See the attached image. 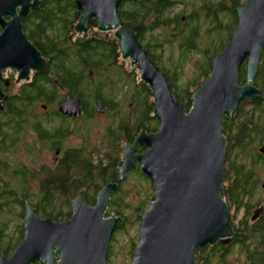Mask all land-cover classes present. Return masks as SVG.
<instances>
[{
  "label": "water",
  "instance_id": "95a60500",
  "mask_svg": "<svg viewBox=\"0 0 264 264\" xmlns=\"http://www.w3.org/2000/svg\"><path fill=\"white\" fill-rule=\"evenodd\" d=\"M33 1L0 0V70L14 67L23 79H29L31 68L40 71L44 66L19 22L32 11H40L41 2ZM73 1L80 13L75 32L87 33L93 19L97 31L113 32L122 57L129 58L141 80L151 87L153 117L159 127L155 133L140 132L132 146L123 143L117 181L97 193L94 206L77 197L70 203L71 218L60 223L39 218L27 204L23 241L10 257L0 252V264H109L112 237L122 221L114 215L105 218V213L112 193L137 168L150 181L154 200L139 217L131 264H195L198 250L217 242L226 244L232 235L228 205L221 196L226 148L222 123L224 118L233 119L246 98L262 96L253 80L264 48V0H245L234 10L238 25L212 59L211 72L192 96L188 112L135 34L121 27L117 9L122 0ZM17 7H21L18 16ZM5 15L12 20H3ZM246 58V84L239 85V69ZM0 83L6 85L1 75ZM5 97L0 92V100ZM61 111L77 116V99H68ZM136 146L146 151L135 155Z\"/></svg>",
  "mask_w": 264,
  "mask_h": 264
},
{
  "label": "trees",
  "instance_id": "16d2710c",
  "mask_svg": "<svg viewBox=\"0 0 264 264\" xmlns=\"http://www.w3.org/2000/svg\"><path fill=\"white\" fill-rule=\"evenodd\" d=\"M40 1L41 5L38 8L40 11L32 13L30 15L31 18L29 19V21L27 20L23 22V30L27 34L28 39L34 45L35 49H48L51 52L48 56L50 57L51 61L49 64L50 70L51 72L54 71L56 75L60 77V81L62 82L63 86L67 87L68 90L72 91L73 93H78L77 91H79L81 88H84L85 95H87V98L85 99L89 108L87 117L91 118L94 115L95 111V101L99 99L98 87L90 83V85L87 84V90L83 86V73H81L80 65L85 63L86 67L90 69L101 65L105 60L110 61L111 59L112 61H114L115 56L117 54L119 56L120 54L118 41L109 33L97 31V22L94 19L90 22L88 33L86 35L75 32L74 27L80 18V13L79 11H77L73 0ZM243 1L245 0H219V3H215V5L211 4L212 6H210L206 11L207 16L205 17L210 19L211 14L215 16V14L220 11H228L230 16L229 23L225 25L223 29H220V25L216 29V33L222 31L226 34V41L238 25V19L234 14V10L241 7L244 3ZM241 2L243 3L241 4ZM174 6L175 2L173 0H122L117 9V16L120 21L121 27H124L133 32L137 37L138 42L141 43L143 49H147L149 58H151L155 66L159 68V70L167 78L175 98L182 105L184 111L188 112L192 105V96L201 84L196 85L194 91H189V87L191 85H195L197 82H199V80H201L199 79L201 73L204 78L208 77L211 61L214 57H216V55L219 54L220 51H222L225 43L220 44V46L218 45L214 48V56L212 53V55L208 57V50L210 49H205L202 54L205 55L207 59H204L203 64L197 70L200 75H197L192 80H189L185 85V88L183 87L179 89L178 84L176 85V83L178 82V80H180V73H183V65L181 63L177 64L176 62L172 61L171 65L173 66V69L171 67L168 68L166 67V65L163 66L161 60L159 59V56L154 54L155 52L162 50L164 48V45H172L171 43L174 42V44L180 45L179 49H177L180 53L184 52V54H186L190 49H197V47L195 46V39L198 35L201 19L200 17H195V15L193 17L191 16L190 18H186V25L190 24V27L188 26V28L187 26H185L184 29H182L181 27L179 28V25H181L180 21L182 15L174 12ZM215 6L216 11L214 13L212 12L211 8ZM158 29H160V31H165V36H161L162 39H160V35H156L154 33ZM167 31L171 32V36L168 38H166ZM148 34H150V36L148 37L146 42H144V39L147 38ZM242 68L243 67H240L238 74L239 85H241V83L243 82L245 83V81H243L245 80V78L243 77H245L246 71ZM254 81L257 85L256 87L261 89L260 91L262 92V96L260 98L248 97L244 101H242L238 105L235 112L237 114V118H242V116L244 118L247 117L246 120L264 118V114L258 115L262 111L264 112V108L261 106V101H264V66L257 67V73ZM135 82L134 96L132 97V101H134L135 103L134 110L137 112L133 117L129 118L127 116L128 121L125 122V125L124 123H120L118 130L119 143H117L116 138H112L111 134L109 135L111 150L113 151L118 148L116 158H110L108 161H104L100 157L99 153V157L97 156L95 159H93L91 156V152L89 151L86 159V156H84V154H82L80 150H73L71 152L70 168L72 169L71 171H75L77 175H70V196L64 198V203H67L68 206L69 203H71V201L74 200L75 197H77V195L81 196L87 205H94V199L97 193L106 184H109L113 181L112 179L115 176L113 173L120 156L119 144L122 140L125 139L124 135L120 131L123 127L125 129L127 128V126L131 127V136L128 140L130 144H133L135 137L140 132L144 131L147 134H150L155 133L158 130V122L153 117L154 102L152 89L144 83H137V79L135 80ZM82 94H84V92ZM244 107L250 108V111H243ZM252 111H256L257 114L253 115ZM226 119L227 118H224L223 121L225 123H222V133L225 139H227L225 143V162L229 158L230 154L231 156H233L232 153L235 154V157L240 156L258 158L256 150L253 147V139H247L248 134L253 131L251 128L249 129L248 126H253L255 131H258V126L255 127V125H252L253 122L251 124L250 121H248L246 126L245 124L238 125V128H235L233 130V132L237 133L231 136V130L229 126H227ZM259 135H263L264 137V133L262 132L261 134L259 133ZM127 137H129V135ZM245 141H249L250 147L243 143ZM262 141L264 140H259L258 143H260L261 145ZM145 151V147L136 146V151L134 153L139 154L140 152L144 153ZM231 167L233 169L238 168L242 170L241 168L235 166V164H232ZM134 173L141 182H145L146 184H148L149 189H152L150 181L145 177V175L140 172L138 168ZM224 182L222 184L221 196L223 197L225 202L228 204L230 200V204H232L233 206H235V204L240 205L242 202V198H238L237 193H229L227 190L228 187L225 188L224 186ZM56 184L63 188V183L56 182ZM118 186L114 191V194L112 193L113 196L111 195L110 198V210H112L113 214L106 213V217L114 215L117 218H121L122 224L118 231H122V227H124V225L127 223V219H124L121 215L122 211L129 206V202H127V197H125L128 195V193H124L123 195L118 196L122 187L120 186L119 188ZM148 196L149 194H146L145 199H143V201L145 202H140V205L134 208V212L136 213V217L138 218V220L140 215L145 212L142 210L143 205L145 203L149 205L154 200V195H150V201L147 200ZM54 201V197H49L43 194L40 195L36 203L31 202L29 200V197H17L14 195H8L6 198L0 197V212L7 213V207H10L9 209L11 210L16 206L20 209L18 214H21V218L24 219L25 207L28 204L36 211V214L41 218H57L59 216V212L54 213L52 208H50L53 205ZM3 205L6 206V209L4 211L1 210V206ZM67 216L69 217L70 213H68ZM260 225L264 226V221H262ZM22 227L19 225L17 231L13 235H7L9 237V240H6L8 242H6L5 244V249H2L4 245H0V252L4 256L7 253H13L17 246L23 241ZM136 245L137 243L133 244L132 256ZM262 247L264 248V244L262 245ZM231 248L230 245L222 247L221 245L216 244L211 248L198 250L196 263L227 264L226 258L229 257ZM238 248L241 254L246 255L245 260H248V262L250 261L249 264L264 263L258 259V248L254 249L253 252L251 251V249H249L248 245H239ZM216 260H218V262Z\"/></svg>",
  "mask_w": 264,
  "mask_h": 264
},
{
  "label": "flooded vegetation",
  "instance_id": "af4514ba",
  "mask_svg": "<svg viewBox=\"0 0 264 264\" xmlns=\"http://www.w3.org/2000/svg\"><path fill=\"white\" fill-rule=\"evenodd\" d=\"M30 1L33 4L34 1ZM38 1L41 2L40 0ZM40 5L41 3L38 5V8ZM20 8H16V16L19 15ZM35 12L37 10L29 13L26 18H20L19 21L22 33L30 43L31 41L23 30V22L29 21L30 15ZM2 19L9 22L12 20V17L5 15ZM183 19L184 17L181 18V20ZM208 19L211 21L210 18ZM2 33L3 30L0 26V36ZM87 33L82 34L86 35ZM32 46L34 47L33 44ZM35 50L44 61V66L40 71L31 68L28 74L29 79L20 78V71L14 67H6L0 70L1 80L6 81V85L0 83V92L6 96L0 100V197L6 198L8 195L31 197L36 193V195L43 194L49 197L62 198L60 207L53 210L54 213L59 212V216L57 218H48L53 222L61 223L71 218L70 203L69 206L67 203H64V198L70 196V175H77L70 168L71 152L73 150H80L87 159L88 152L90 151L86 148L87 127L88 125L89 127H93L92 122L105 117L110 121L106 127L108 129L105 132V138L107 137L108 140L106 139L107 142L104 146L90 151L91 156L95 159L97 156L99 157L100 153V157L104 161L116 158L118 148L113 151L111 150L109 135L111 134L112 138H116L117 143H119L118 130L120 123L126 124L124 121L118 119L120 107L116 102H120L122 97L132 98L134 96L137 73V83L144 82L141 80L136 66L131 64L129 58L124 59L121 53L119 56L118 54L115 56L114 61L111 59L110 61L105 60L101 65L94 68L89 69L85 63L81 64L83 86L87 90V84L90 85V83L98 87L99 99L95 101L94 115L88 118L87 112L89 108L85 99L87 95H85L84 88H81V91H77L78 93L68 90L67 87L63 86L60 77L50 70L49 64L51 61L48 56L51 52L48 49ZM144 50L148 55L147 49ZM263 53L264 51L262 50L260 59L264 55ZM154 55H157V52ZM120 58L123 61L120 62ZM127 59L129 60L128 68L125 67ZM244 63L245 65L247 64V59ZM115 85L120 86L118 90L114 89ZM254 86L256 87L257 85L255 84ZM83 92L84 94H82ZM68 99H77L79 105V114L77 116L73 113L61 111V106ZM261 102V106L264 108V101ZM98 103L102 108V112H98L97 110L99 108ZM262 112L258 115L264 114ZM252 114L256 115L257 112L252 111ZM131 115L133 114H129L128 117H132ZM236 115L235 113L232 120L226 119L227 126L231 130V136L237 133L233 132V130L238 128V125L245 124L246 126L248 121L251 124L253 122L252 125H255V127L259 123L264 124V120L259 118L246 120L243 116L242 118H237ZM248 128L253 130L248 134V138L246 137L248 140L253 139L254 143L255 141L258 143L259 140H264L263 135L255 134L256 131L253 126L249 125ZM130 130V126H127L126 129L123 127L120 130L125 139L119 144L120 156L113 173L115 176L111 183H116L118 178L117 167L121 160L123 143L126 142L131 146L133 145L128 142L131 136ZM128 135L129 137H127ZM74 137L81 139V141L77 146L73 147L71 143ZM243 143L249 146V141ZM261 143V145L258 143L253 146L258 158L235 157V154L232 153L234 157L230 154L226 160L227 168L225 171L226 177L224 176V186L225 188L228 187L229 193H237L238 198H242V202L240 205L235 204L233 206L229 200L227 205L232 235L229 236L230 240L228 243L222 244L221 242H217L216 244L222 247L230 245V248L238 247L239 245H253L252 252L258 248V259L264 262V248L262 247L264 244V226L260 225L264 221V179H260L259 176V171H264V141ZM134 150H136V147ZM42 153L46 155L40 158V154ZM134 154L136 155L137 153ZM23 156L28 159H21ZM232 164H235V166L242 170L238 168L233 169L231 167ZM127 177H129V174ZM56 182L63 183V188L56 184ZM120 186L122 184L118 187L120 188ZM77 197L81 196L77 195ZM257 197L258 199L253 201V198ZM5 209V205L1 206L2 211ZM235 212H237L236 215L241 214L238 220H236ZM68 213H70L69 217L67 216ZM42 219L44 218L42 217ZM6 220L0 221V239L2 237L6 239L7 234L4 232L6 230ZM214 245L207 246L201 250L211 248ZM245 257L246 255L244 254ZM216 261L218 262V260ZM249 262L248 260H244L242 264H249Z\"/></svg>",
  "mask_w": 264,
  "mask_h": 264
},
{
  "label": "rangeland",
  "instance_id": "374dc122",
  "mask_svg": "<svg viewBox=\"0 0 264 264\" xmlns=\"http://www.w3.org/2000/svg\"><path fill=\"white\" fill-rule=\"evenodd\" d=\"M173 1L175 2V6L173 7L174 12L181 14L182 17H184V19L180 21L181 25H179V28L181 27L182 29H184L185 26L190 27V24L186 25V21H187L186 18H190L191 16L193 17L195 15V17H200L201 19L198 35L195 39V46L197 47V49H190L186 54H184V52L180 53L177 50L179 49L180 45L179 44L176 45L174 44L175 43L174 42V43H171L172 45H169V44L164 45V48L162 50L157 51V55L159 56V59L161 60V63L163 66L166 65V67L168 68L171 67L173 69V66L171 65L172 61L176 62L177 64L181 63L183 65V68H182L183 73L182 74L180 73L181 75L180 80H178V82L176 83V85L178 84L179 89H181L183 87L185 88V85L187 84L189 80H192L197 75L198 76L200 75L197 70L203 64L204 59H207V57L203 55L202 52L205 49H210L208 50V54H209L208 57H210L212 53L214 56V53H215L214 48L217 47L218 45L220 46V44L227 43L229 38L226 41L225 39L226 34L222 31L216 33V29L219 27V25L221 27L220 29H223V27L229 23L230 16H229L228 11L224 10V11H220L216 13L215 16L211 14V21H209V19L205 17L207 16V12H206L207 9L210 6H212L211 4L215 5V3H219V0H217V2L216 0H173ZM243 2H241V4ZM211 10L212 12L215 13L216 6L212 7ZM154 33L156 35H160V39H162L161 36L163 37L165 36V31H160V29H158ZM170 33L171 32L167 31L166 38L171 36ZM109 34L112 35L113 37V32H110ZM149 36L150 34H148L147 38H145L144 40H147ZM180 38H181V35H180ZM121 61H123L122 58H120V62ZM258 63H260L259 67L264 66V55H262V58L259 60ZM125 64H126L125 67L128 68L129 66L128 59L125 61ZM241 66L243 67L242 69H245L246 71V65L244 62H243V65ZM210 72L211 70L209 69V74ZM136 75H137L136 79L138 81V73ZM245 77H246V74H245ZM199 79H201L199 80V82L189 87V91H194L195 86L198 84L202 85L207 78L206 77L204 78V76H202V73H201V76H199ZM254 80H253V84H255ZM244 84L246 83L244 82L241 83V85H244ZM119 87L120 86L115 85L114 89L118 90ZM116 103L120 107V114H119L118 119H120L121 121L127 122L128 121L127 116L129 114L132 113L133 115L131 116L132 117L135 116V113L137 111L134 110L135 103L134 101H132V98L122 97V100ZM247 110L250 111V108H246V107L243 108V111H247ZM245 119H247V117H245ZM261 120H264V118H262ZM94 123H97V124H94ZM109 123L110 121L107 120L105 117H103L99 120H96L95 122H92L93 127H89L88 125L87 138H86L88 150L92 151L93 149H96L98 147L105 145V143L108 140L107 137L105 138V132L108 129L106 127ZM257 130L258 131H256L255 133L256 135L259 133L261 134V132L264 133V125H262V123H259ZM80 141L81 139L74 137L72 138L71 144L74 147V146H77V144H79ZM257 144H258L257 141H255L254 145H257ZM142 153L143 152H141L140 154ZM45 155H46L45 153L40 154V158L45 157ZM242 158H246V157H242ZM21 159L27 160L28 158H24L23 156ZM225 165H226V162L224 163V170L226 171L227 165L226 166ZM134 172L135 171L129 173V177H127L126 180L123 181V183H121L122 192L120 191L118 196L123 195L124 193H128V195L126 194L127 196L125 197H127L126 200L127 202H129V206L122 211V215H121L123 216L124 219L125 218L127 219L126 221L127 223L124 225V227H122L123 228L122 231L115 232L112 237L110 251H109V258H108L109 264H131L132 263V247L134 243L138 242V224H139V220L136 217L134 208L140 205V202H145L143 201V199H145L146 194H149V196L147 197L148 201H150L151 199L150 195L151 196L153 195V191L152 189H149L148 184H146L145 182H141ZM259 172H260L259 173L260 179H264V171L260 170ZM32 190H34V188H32ZM39 197L40 195H36L35 193L33 194V196L29 197V200L31 202L36 203ZM257 199L258 197L253 198V201ZM61 201H62V198L56 197L53 205L50 208H52V210L58 209L60 205L62 204ZM9 208L7 207V213H0V221L4 219H8L6 222V226H5L6 230L4 232L7 235H13L17 231V228L19 227V225L21 227L23 226L24 219L21 218V214L20 215L18 214V212L20 211L18 207L15 206L11 210ZM110 209H111V206L109 204L106 210V213L113 214L112 210ZM147 209H148V204L145 203L143 205L142 210L146 212ZM106 213H105V218L110 217V216L106 217ZM236 213L237 212H235L234 214L236 215ZM240 215L241 214L236 215V220L239 219ZM7 235H6V239L5 237H2L0 240V245H4L2 249L3 248L5 249V244L6 242H8L6 240H9V237ZM253 248H254L253 245L249 246V249H251V251ZM11 255H12V252L7 253L5 256L10 257ZM226 259H227V264H242L245 260L244 255L239 252V248L236 246L234 248L233 247L231 248L229 257H227Z\"/></svg>",
  "mask_w": 264,
  "mask_h": 264
},
{
  "label": "bare ground",
  "instance_id": "6f19581e",
  "mask_svg": "<svg viewBox=\"0 0 264 264\" xmlns=\"http://www.w3.org/2000/svg\"><path fill=\"white\" fill-rule=\"evenodd\" d=\"M250 54V52H248Z\"/></svg>",
  "mask_w": 264,
  "mask_h": 264
}]
</instances>
